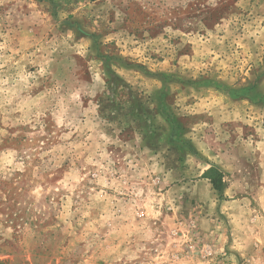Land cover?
Instances as JSON below:
<instances>
[{"label":"rangeland","instance_id":"obj_1","mask_svg":"<svg viewBox=\"0 0 264 264\" xmlns=\"http://www.w3.org/2000/svg\"><path fill=\"white\" fill-rule=\"evenodd\" d=\"M81 1L0 0V264H264V0ZM135 92L162 131L237 141L214 234L191 223L205 203L121 163Z\"/></svg>","mask_w":264,"mask_h":264},{"label":"crops","instance_id":"obj_2","mask_svg":"<svg viewBox=\"0 0 264 264\" xmlns=\"http://www.w3.org/2000/svg\"><path fill=\"white\" fill-rule=\"evenodd\" d=\"M101 2H104V0H83L77 5V8L82 12H87L93 7L100 6ZM158 68L162 71H166L167 68H171L173 71H180V65H169L168 62L159 64ZM168 74L159 75L162 76V82H164V77L168 76ZM120 78L122 80L120 82L123 84H141L140 79H138L141 76L134 78L131 75H126L125 79L123 77ZM175 84L179 85V81H176ZM190 84L197 87L195 83L191 82ZM125 90L130 92L129 88H124L120 93L124 94L126 92ZM216 92L220 93L218 90ZM135 95L137 105L131 106V112L129 115L127 114L128 116L125 114L126 112H122V116L124 118H130L133 125H139L137 129L141 133L139 143L134 142L133 144H128V146L135 145V147L138 144L137 147L139 150L135 152V155L122 159L121 163L130 165L129 172L134 180L138 178L139 181H142V179L148 181L150 176L158 187H164H162L163 191H178L179 194L182 193L183 196L187 195L199 204L205 203L207 206L201 210L198 208L200 211L197 209L193 210L197 213L195 216H192L194 218H192L191 223L197 227L200 233L207 232L208 234H214L213 228L216 225L213 218L214 216L218 217L219 213H221L220 207L225 208L221 201H217L215 198L224 193L227 194L229 186L232 183L231 179L238 177L237 172L239 169L236 166L237 161L234 157H230V152L234 151L238 145L237 141L234 144L231 142L221 145L218 148L215 145V141L213 143L207 142L206 140L203 141L198 135L196 136L194 134V132H198L199 128H201L198 124L196 125L197 127L192 129V132L189 129L184 131L185 126L182 125L180 127L177 123H172L167 132L164 129L162 131L152 123V119L157 114L153 113L152 110H145V96L138 95L137 93ZM141 108L144 109L141 110ZM120 110L122 111V108ZM212 111L214 112L215 109ZM242 114V110L237 108L234 110L225 108L222 112L218 111L217 115H213L212 124L206 122L205 125L208 123L210 126L209 129L218 134V136H215L217 141L225 142V139L228 138L225 136L228 125L241 121ZM146 127L148 134L144 138L146 133L142 132L141 129ZM230 129L234 128L230 127ZM166 133L168 135H165ZM189 133L191 135L190 137H188ZM146 165L150 166L145 168ZM133 168H136V170H133ZM138 168L139 171H137ZM212 168L219 170L224 175V190L221 193L214 189L208 178L204 177V174ZM161 173H163L164 177H161ZM131 180L130 178L129 181ZM168 181H171L172 184H169ZM155 191L157 190L155 189ZM214 199L216 201L215 204L212 203Z\"/></svg>","mask_w":264,"mask_h":264},{"label":"trees","instance_id":"obj_3","mask_svg":"<svg viewBox=\"0 0 264 264\" xmlns=\"http://www.w3.org/2000/svg\"><path fill=\"white\" fill-rule=\"evenodd\" d=\"M214 174H217V176L216 177L213 176ZM222 174L223 173L219 172L217 169L212 168L204 174V177L210 179L214 189L220 191L224 186V182H223L224 175L222 176Z\"/></svg>","mask_w":264,"mask_h":264}]
</instances>
